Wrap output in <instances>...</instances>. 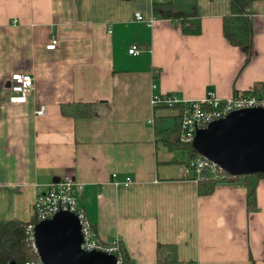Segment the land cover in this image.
I'll use <instances>...</instances> for the list:
<instances>
[{
    "label": "crops",
    "instance_id": "0c3cea01",
    "mask_svg": "<svg viewBox=\"0 0 264 264\" xmlns=\"http://www.w3.org/2000/svg\"><path fill=\"white\" fill-rule=\"evenodd\" d=\"M165 9L199 16L200 34H183ZM229 9V0H0V220L31 221L38 188L70 171L98 236L118 239L134 264H264V179L254 211L238 183L199 194L186 148L159 139L178 110L151 104L162 93L263 91L264 0L250 7L246 64L223 34ZM15 72L34 78L24 103L8 99ZM69 103H91L90 115L63 114ZM159 244L174 245L176 261L159 263Z\"/></svg>",
    "mask_w": 264,
    "mask_h": 264
},
{
    "label": "built area",
    "instance_id": "2783aa9c",
    "mask_svg": "<svg viewBox=\"0 0 264 264\" xmlns=\"http://www.w3.org/2000/svg\"><path fill=\"white\" fill-rule=\"evenodd\" d=\"M136 20L143 21L144 18L139 12L134 14ZM150 23V21H149ZM58 44L56 36H50L49 41L45 44L48 50L55 49ZM140 48L132 44L128 48V54L138 55ZM10 91L9 101L12 103H24L28 96L34 90V78L30 73L15 72L12 73L8 81ZM153 107L176 108L179 113V131L178 139L182 144L192 143L196 132L204 128L211 121L223 118L228 113L251 107L264 108V93L238 92L233 96L223 99L213 91L206 93L201 99L183 100L176 96L175 93H162L153 95L151 99ZM46 106L40 105L36 110V115H44ZM188 169L194 174L196 181L212 179L238 183L236 180L229 179L232 177L216 163L210 161L204 156L197 155L189 160ZM115 173L112 174L114 179ZM114 184H118L113 180ZM131 179L126 177L124 185H129ZM82 185L78 183L70 171L64 174L56 181H53L45 189L38 188L36 198L32 206V220L26 226V240L37 253L34 241V228L42 220L51 218L59 211H68L74 213L80 222L82 242L80 248L87 251H100L112 254L115 257V264H125L119 247V241L116 239L112 243L103 241L97 234L92 223L88 219L84 208L79 203ZM25 264H43L40 258L30 260Z\"/></svg>",
    "mask_w": 264,
    "mask_h": 264
},
{
    "label": "water",
    "instance_id": "95a60500",
    "mask_svg": "<svg viewBox=\"0 0 264 264\" xmlns=\"http://www.w3.org/2000/svg\"><path fill=\"white\" fill-rule=\"evenodd\" d=\"M192 147L231 176L264 171V108H242L211 121L196 132ZM34 241L43 264H115L112 254L80 248V222L72 212L37 223Z\"/></svg>",
    "mask_w": 264,
    "mask_h": 264
},
{
    "label": "trees",
    "instance_id": "16d2710c",
    "mask_svg": "<svg viewBox=\"0 0 264 264\" xmlns=\"http://www.w3.org/2000/svg\"><path fill=\"white\" fill-rule=\"evenodd\" d=\"M253 0H229L230 9L222 17V30L228 42L238 47L245 55L246 64L253 56V28L250 18L251 4ZM164 18L177 19L180 24V30L185 35H198L201 32L200 17L195 14H186L184 12L165 9L162 12ZM254 88L252 93H258ZM264 92V89L263 91ZM91 103H69L63 104L61 111L63 114L73 117H87L91 113ZM179 116L173 120L170 119L156 133L166 145L170 148L185 147L188 154V161L199 155L192 144H182L178 139ZM229 179L236 180L238 184L246 189V206L249 211L257 209L256 206V184L259 179H264V171L244 176H232ZM219 181L206 179L198 181V193L201 195L209 194L213 191ZM21 220H0V264H25L26 262L39 258L26 240V226L29 223ZM125 264H134L125 249L119 243ZM264 251V247H263ZM159 263H168L176 261V247L174 245L159 244L156 249Z\"/></svg>",
    "mask_w": 264,
    "mask_h": 264
},
{
    "label": "bare ground",
    "instance_id": "6f19581e",
    "mask_svg": "<svg viewBox=\"0 0 264 264\" xmlns=\"http://www.w3.org/2000/svg\"><path fill=\"white\" fill-rule=\"evenodd\" d=\"M192 144V143H191ZM202 156V155H201Z\"/></svg>",
    "mask_w": 264,
    "mask_h": 264
}]
</instances>
